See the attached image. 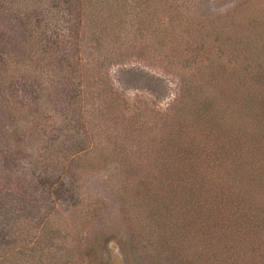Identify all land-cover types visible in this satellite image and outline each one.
Instances as JSON below:
<instances>
[{
    "label": "trees",
    "instance_id": "obj_1",
    "mask_svg": "<svg viewBox=\"0 0 264 264\" xmlns=\"http://www.w3.org/2000/svg\"><path fill=\"white\" fill-rule=\"evenodd\" d=\"M151 1L156 0L130 4L127 0H17V20L0 21L5 24L0 31V224L30 221L54 194L50 202L66 203L75 212L68 233L74 239L100 210L93 200L79 204L80 173L102 171L109 162L115 163L116 147H110L121 138L124 146L128 142L135 150L118 151L112 169L121 183L117 186L121 207L128 204L138 209L125 208V213L133 215L130 230L137 244L148 239L141 248L145 264H264V6H238L233 13L201 19L179 5V1L190 0H157L156 5L168 2V20L152 30L151 16L157 12L149 11L156 8L148 6ZM55 6L65 8V42L51 27L56 22ZM245 9H251L247 20L240 17ZM127 15L131 28L125 26ZM147 33L157 39L156 45L163 46V40L174 36L177 40L173 52L165 57L180 73L177 94L164 111L139 98H126L110 83V74L102 72L107 66L127 65L137 48L140 53L150 50L146 41L137 45L123 40L130 35L143 39ZM246 50L251 54L241 53ZM63 52L65 63L59 57ZM79 52L86 59L97 52L102 57L97 60L99 66L82 76L68 72L71 56L81 60ZM41 61L47 64L40 68ZM42 105L75 115L65 148L60 143L55 148L65 153L61 158H65V182L58 185L53 182V169L60 164L50 165L46 155L38 161L40 165L36 160L20 170L15 165L21 143L35 144L48 156L49 149L54 150L51 140L42 137L48 124L37 121L45 115ZM87 111L100 118L90 125L93 135L105 136L90 148L82 139L76 141ZM143 122L157 130L146 142L141 134L146 127ZM53 129L61 134L65 131L63 127ZM144 147L149 149L143 152ZM137 158L146 163H135ZM38 193L43 201L39 205ZM132 194L133 201L126 202L125 197ZM50 202L39 218L41 229L48 224L47 229L39 234H30L31 225L21 224L13 238L11 226L4 229L0 225V264H42L41 246L66 240L60 230L65 222L59 229L53 227L58 219L52 216L51 221L49 213L57 205ZM222 209L234 223L212 226ZM190 228L196 230L195 236ZM190 235L197 244L199 236L205 235L209 246L201 256L187 254ZM95 249L93 245L83 254L72 247L67 250L69 262L82 264ZM58 250L65 257V249Z\"/></svg>",
    "mask_w": 264,
    "mask_h": 264
},
{
    "label": "rangeland",
    "instance_id": "obj_2",
    "mask_svg": "<svg viewBox=\"0 0 264 264\" xmlns=\"http://www.w3.org/2000/svg\"><path fill=\"white\" fill-rule=\"evenodd\" d=\"M16 1V2H15ZM128 3H132L134 0H127ZM157 1V0H156ZM151 1V4L149 3L148 6L156 7L154 10L149 11H156L157 15L156 17L151 16L152 20V26L151 29L158 28V26L162 27V25L167 24L168 17L165 13V10L167 9V3L165 4H155ZM181 6H184L186 9V12L192 13L194 16L205 19V18H215L222 16L224 14L233 13L232 11L236 9L238 6H264L262 0H190L187 2L182 3V1H179ZM19 5L17 3V0H0V21L5 20L9 22H15L14 17H16V14L14 13ZM162 6V7H161ZM56 11L53 12L55 15L56 22L51 24L52 29L56 28V34L62 40L65 42V8L62 10L61 7L63 6H55ZM151 7V8H152ZM159 9V10H158ZM251 9H245L241 14L240 17H244L246 20V16L249 14H246ZM14 13V14H12ZM246 14V15H244ZM150 18V17H149ZM125 20L127 21L126 27L131 28L128 23L130 24V16L127 15L125 17ZM5 24L0 23V31L5 30L4 29ZM166 27V26H165ZM127 28H121L120 30H127ZM129 30V29H128ZM117 32V30H116ZM115 32V33H116ZM120 34L123 33V31H119ZM178 32V30H177ZM114 34V33H113ZM148 35L142 39V37H130L123 39L124 42L128 43H135L139 45V41L141 43H146L151 46L150 50L146 53H140V49H136V53H134L133 58L130 60L131 62L127 63V65H111L107 66V68H102V72H105V70L110 74L111 80L110 83L113 84V87L117 90L123 93L126 98L128 99H135L139 98L150 106L154 107L155 109L159 111H164L169 104L175 99V96L177 94V84L178 79L177 76L180 75L177 68L171 67L170 63L168 62L165 57H168L167 55L171 54L173 52L174 45L177 43V40L175 36L171 38H166L163 40V46L160 44L156 45L157 39L150 36V33H147ZM123 36L126 35V33L122 34ZM142 39V40H141ZM174 39V40H173ZM150 40V41H147ZM135 41V42H134ZM155 41V43H153ZM239 48L240 45H239ZM158 51H157V50ZM62 51L65 50V46L62 45ZM109 51V55L111 56L113 52ZM72 52V51H71ZM76 52V50H74ZM161 52L160 54H158ZM87 53V52H86ZM94 53V52H93ZM102 51L100 50V54ZM241 53L244 54H251L250 51H243ZM63 55H60L59 57L63 60L65 63V52H63ZM71 53H68L70 55ZM142 54V55H141ZM81 56V60H79V57L76 58L75 56H71L69 61L71 62L70 65H68V72H74L76 75L79 74V76H82L83 73H89V68H92L96 65L99 66L97 60H102L101 56L97 54L92 56V58L86 59L83 56V53L79 52L78 56ZM254 55V53H253ZM240 59L242 60V55L239 53ZM73 58L74 61H73ZM78 60V61H77ZM55 64L57 60H54ZM102 62V61H101ZM99 62V63H101ZM45 64H47L45 61H41L40 68L44 67ZM88 67V70L85 68ZM85 69V70H84ZM104 70V71H103ZM189 74V73H188ZM38 75V74H37ZM9 83L6 84L8 86ZM6 89V88H5ZM8 92V89H6ZM9 94V92H8ZM90 105V103H89ZM43 110L45 111V115L42 117H39V121L41 125L48 124L46 128V134L42 137H46L44 140L46 142H50L51 140V147H54V150L52 151L51 148L49 149L50 156H48V153H44V150H42L41 147H37L35 144L30 145L29 142L21 143L19 145V148L17 149L19 151V157L17 162H15V165L17 164V169H22L29 167L32 163H35V160L37 164L40 165L42 155H46L49 160V164L51 165L53 163L60 164L58 165L57 169H53V172L55 174L54 177V183L59 184L60 181L65 182V158L64 161L63 157H65V153H59V151L55 152L56 146L60 143L62 148H65L66 143L65 140H69L70 138L67 137L72 134V128L74 127L73 120L75 119V115L71 113H65L63 115L60 113L57 109L48 106V105H42ZM143 105L140 104V108H142ZM90 106L88 107V109ZM82 109V108H81ZM87 109V106H86ZM69 110V109H68ZM84 110V109H82ZM90 110V109H89ZM81 111V110H80ZM99 112V107L96 113ZM143 114V113H142ZM32 115H36L33 113ZM80 117V115L78 116ZM76 117V118H78ZM31 118V117H30ZM30 118H27V120H32ZM36 119V116L33 117ZM100 118H94L91 115H89V111L87 113H84L83 118L81 119V124L83 123V127L79 128V134L76 137V141L78 139H82L84 141V144L88 145L87 147H94L95 141L98 140H105V136L98 132H96L93 135V132L90 130V125L93 122H99ZM102 121V120H101ZM23 121L19 120L17 123H22ZM33 122H36V120H33ZM16 124V125H19ZM139 125V124H138ZM141 125L144 127L146 126L142 131V137L144 141L146 142V137L150 139L154 133H157V130L154 131L151 128H154V126L150 122H143ZM148 125V126H147ZM52 126L55 127H63L65 131L61 133L55 132V130H51ZM89 130V131H88ZM57 133V134H56ZM75 135V134H74ZM159 136V135H157ZM48 137V138H47ZM155 137V136H154ZM153 137V138H154ZM114 140V139H113ZM45 141L41 140L40 143H45ZM123 143V144H122ZM122 144V145H121ZM125 141H122L121 138H117L114 140V143L111 145V149L115 148V156L113 157L114 162L116 163V153L118 151H122L123 148L126 147L130 153H132L135 150V146H129L128 142L124 146ZM24 145V146H23ZM121 145V146H120ZM149 149V148H148ZM147 148H143V152H146L148 150ZM64 154V155H63ZM135 163L143 165L146 163V159H135ZM115 163L109 162L107 164V168L100 171L101 169L95 171V170H88L84 174H81V178L79 181H77V187L79 189V192L81 194L80 201H89L93 200L95 203L97 202V206L99 205L100 210H98V215L91 220L90 225L83 226L80 230V233L74 234V239H72L71 236L68 235V233L72 232V227L74 224V213L73 209L69 210L66 203H60L58 202H50L55 200V196L50 195L49 202L50 204L57 205L55 207V211L49 213V217L52 221V216L55 219H58V221L54 224V228L59 229L58 226H60V223H63L60 227V230L65 235V239H57L54 240V242H49L47 246L45 245L44 250L42 252L44 253L45 262L42 264H62L65 262V264H71L69 262V256L67 254V250H69L72 247H75L77 249L78 253H81V250L84 254L85 251H87L89 248H91L93 245L95 246V252L90 253L89 256H87V261L84 259L82 260V264H145L144 261H142L143 257L145 255L141 254L143 250L141 248H145V246L148 244L147 240L141 241V246L137 244L136 238L134 239L131 233V227H130V217L133 215L126 214L125 208H128L130 210H138L136 207H130L128 204H125L126 207H121V204H123V201L121 199V194L117 193V186H120L119 179L117 176H115V171L113 174V166ZM56 186L55 188H57ZM122 193V192H120ZM40 193H38L36 197L37 205L43 203L41 201L42 199H39ZM46 196V195H45ZM125 201H129V198L133 201V194L131 197H125ZM41 204L39 214L37 212L34 213V216H30V221L23 219L19 222L17 220H14L13 222H1L0 225L4 227V229L9 228L8 225H10V230L13 232H10L9 234L14 238L13 233H15V230L17 231V227L21 228V224L24 225H31L32 230H29L30 234H33L37 232H42V230H46L48 224H44L45 229H41L43 226V222L39 221V218L43 216L44 210H47L49 205L48 203ZM228 206V203H227ZM121 207V209H120ZM78 208V207H77ZM77 208L75 210H77ZM82 210V208H80ZM79 210V209H78ZM222 209L218 214V221L217 219L214 222H211L210 224L212 226L215 225V223L221 224L226 222L229 224L234 223L231 221L232 217L228 215L226 211H223ZM57 211V212H56ZM18 212H15V215ZM3 215V213H2ZM1 215V216H2ZM47 216V215H46ZM42 218V217H41ZM2 220H4V217H1ZM227 219V220H226ZM44 220V219H43ZM17 222V223H14ZM8 223V224H6ZM50 224H52L50 222ZM217 224V225H218ZM234 225V224H233ZM25 226V225H24ZM26 227V226H25ZM50 227V226H49ZM225 227V226H223ZM41 229V231H40ZM191 229V228H190ZM193 235L196 233L195 229H191V232ZM206 235V234H205ZM205 235L199 236L200 240L197 239V242L199 244L195 243L193 240V236L190 235L186 238V249L188 251V255L191 253L198 254L201 256L202 253H204V249L208 248V244L204 241L206 240ZM195 236V235H194ZM30 238V237H29ZM56 239V238H55ZM141 239V238H139ZM195 239V238H194ZM30 240V239H29ZM217 243V239H215ZM52 245V247L50 246ZM59 248L65 249V257H63L59 252ZM198 250V252H196ZM194 254V255H195ZM19 256V254H17Z\"/></svg>",
    "mask_w": 264,
    "mask_h": 264
}]
</instances>
